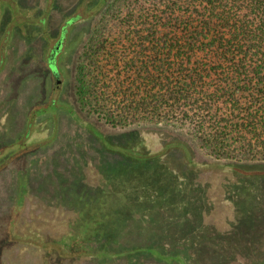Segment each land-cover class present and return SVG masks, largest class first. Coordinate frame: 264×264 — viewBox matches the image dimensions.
<instances>
[{"label":"rangeland","instance_id":"374dc122","mask_svg":"<svg viewBox=\"0 0 264 264\" xmlns=\"http://www.w3.org/2000/svg\"><path fill=\"white\" fill-rule=\"evenodd\" d=\"M112 1L0 0V264H264V160L79 101Z\"/></svg>","mask_w":264,"mask_h":264},{"label":"trees","instance_id":"16d2710c","mask_svg":"<svg viewBox=\"0 0 264 264\" xmlns=\"http://www.w3.org/2000/svg\"><path fill=\"white\" fill-rule=\"evenodd\" d=\"M94 29L82 105L114 126L175 122L217 157L264 160V0H113Z\"/></svg>","mask_w":264,"mask_h":264},{"label":"flooded vegetation","instance_id":"af4514ba","mask_svg":"<svg viewBox=\"0 0 264 264\" xmlns=\"http://www.w3.org/2000/svg\"><path fill=\"white\" fill-rule=\"evenodd\" d=\"M52 70V69H51ZM53 71V70H52Z\"/></svg>","mask_w":264,"mask_h":264}]
</instances>
